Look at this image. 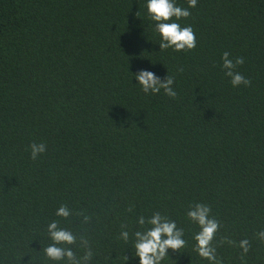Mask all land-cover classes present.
<instances>
[{
  "label": "trees",
  "instance_id": "16d2710c",
  "mask_svg": "<svg viewBox=\"0 0 264 264\" xmlns=\"http://www.w3.org/2000/svg\"><path fill=\"white\" fill-rule=\"evenodd\" d=\"M188 10L178 23L196 47L176 52L161 51L146 0H0V264H55L53 220L79 264H139L131 241L155 213L186 241L163 264H209L195 203L220 225L215 264H264V0ZM224 52L243 59L247 86H232ZM142 69L172 78L176 96L143 93ZM33 143L46 145L36 160Z\"/></svg>",
  "mask_w": 264,
  "mask_h": 264
},
{
  "label": "clouds",
  "instance_id": "9594fccd",
  "mask_svg": "<svg viewBox=\"0 0 264 264\" xmlns=\"http://www.w3.org/2000/svg\"><path fill=\"white\" fill-rule=\"evenodd\" d=\"M197 0H188V7L179 6L176 0H146L147 17L151 22L154 32L159 34V47L161 51L172 49L173 51H190L196 47V37L191 26L182 27L178 21L187 19L190 16L189 8H195ZM223 69L225 75L231 79L233 87L240 85L247 86L249 81L246 80L239 72L236 66L243 64L242 58H231L228 52L222 55ZM133 75V74H132ZM134 79L137 86L145 94L156 95L163 90L164 94L169 97H175L174 80L167 76L161 80L152 71L142 69L135 73ZM31 158L33 160L45 153L46 145L44 143H33L30 145ZM69 209L62 205L58 208L55 215L67 219L70 216ZM187 218L196 224L199 231L195 233V250L198 255L209 261V264H215V250L212 242L219 230L218 221L212 216L211 208L207 204L195 203L187 210ZM138 223L143 231H137L134 234L132 248L134 250L132 259H138L139 264H163L169 258V250L180 252L186 247V241L183 233L177 228L175 221L162 217L159 213L153 214L147 221L141 217ZM147 224V226H145ZM48 236L51 244L43 249L44 255L48 260L61 264L65 259L71 264H79L74 260V254L70 249H65L61 245H71L75 242L73 234L60 227L58 221L53 220L48 224ZM122 239L125 243L129 242V233L125 230L121 232ZM264 238V232L259 233ZM248 241L240 243V247L245 253L248 251ZM90 254L84 259L88 260ZM125 264H129L128 257H124Z\"/></svg>",
  "mask_w": 264,
  "mask_h": 264
}]
</instances>
